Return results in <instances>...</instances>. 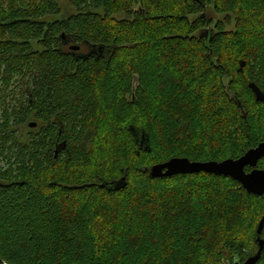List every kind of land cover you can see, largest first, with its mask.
Returning <instances> with one entry per match:
<instances>
[{"label": "trees", "instance_id": "16d2710c", "mask_svg": "<svg viewBox=\"0 0 264 264\" xmlns=\"http://www.w3.org/2000/svg\"><path fill=\"white\" fill-rule=\"evenodd\" d=\"M68 1L0 0V264L256 256L264 195L152 169L264 142V0Z\"/></svg>", "mask_w": 264, "mask_h": 264}, {"label": "water", "instance_id": "95a60500", "mask_svg": "<svg viewBox=\"0 0 264 264\" xmlns=\"http://www.w3.org/2000/svg\"><path fill=\"white\" fill-rule=\"evenodd\" d=\"M71 49L79 50L80 46L72 45ZM256 94L258 101L264 102V91L254 82L250 84ZM37 123H30L34 127ZM264 157V142L258 146L249 149L243 156L233 159L229 158L223 161H195L187 157H173L167 161L156 164L152 169V174L155 177L173 176L176 174H194L200 172L211 173L215 175H225L239 181L248 192L256 195H264V169L258 168L260 160ZM252 167L251 171L246 168ZM122 181L103 183L102 186L118 187ZM264 227V216L260 222L258 232L261 233ZM260 250L254 257L249 258L246 262L235 264H256L260 258L261 251L264 246V240L259 238Z\"/></svg>", "mask_w": 264, "mask_h": 264}, {"label": "rangeland", "instance_id": "374dc122", "mask_svg": "<svg viewBox=\"0 0 264 264\" xmlns=\"http://www.w3.org/2000/svg\"><path fill=\"white\" fill-rule=\"evenodd\" d=\"M62 8H63V13L62 16H66L69 15L71 13L75 12V8L73 6H71V4L69 3L68 0H62ZM208 17H212L213 21H218L220 18H222V15L217 14L212 8L209 10L208 12ZM121 17H125V15H120ZM214 26V25H213ZM253 46V45H252ZM21 132L24 135H28L30 132H35L38 130V128L32 129L28 126V123H26L25 125H23L21 127ZM123 199L124 197L120 196V199ZM122 205V204H121ZM127 222H130V219L126 220Z\"/></svg>", "mask_w": 264, "mask_h": 264}]
</instances>
